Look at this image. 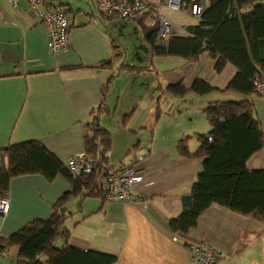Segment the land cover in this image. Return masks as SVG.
I'll list each match as a JSON object with an SVG mask.
<instances>
[{"label": "crops", "instance_id": "crops-1", "mask_svg": "<svg viewBox=\"0 0 264 264\" xmlns=\"http://www.w3.org/2000/svg\"><path fill=\"white\" fill-rule=\"evenodd\" d=\"M41 7L66 12L67 50L50 53L47 30L26 2L14 9L0 0V149L36 140L66 167L72 156L84 151V126L99 107L103 83L113 76L105 102L108 112L99 115V125L111 139L105 156L110 166H130L143 175L136 204L82 195L66 201L63 209L69 216L63 228L70 232L68 245L116 256L115 264H193L188 244L211 246L216 264H264V223L219 205H210L187 232L167 228L168 221L181 214V197L190 192L201 169L200 160L178 154L177 144L188 137V151L195 152V136L210 130L204 108L245 98L225 88L248 62L247 53H234L220 72L206 52L193 63L180 58L182 62L165 65L162 58L151 57L131 20L137 32L131 30L132 41L126 43V50L131 48L136 55L130 60L121 46L113 54L109 30L116 25L114 17L96 15L94 0H41ZM190 18L195 22L180 25L169 18L174 27L166 40L188 37L186 27L198 23V18ZM143 21L154 24L151 17ZM124 64L142 71L121 72ZM93 66L100 69H88ZM196 79L215 90L182 96L166 91L177 84L189 88ZM249 98L264 136V97ZM246 167L264 170V146ZM97 186L105 191L103 172ZM70 190L61 177L52 182L40 175L12 178L0 236L33 220H47L54 204ZM58 241L59 248L64 247L62 239L55 247ZM17 253L12 248L1 255L0 264H16Z\"/></svg>", "mask_w": 264, "mask_h": 264}, {"label": "trees", "instance_id": "trees-1", "mask_svg": "<svg viewBox=\"0 0 264 264\" xmlns=\"http://www.w3.org/2000/svg\"><path fill=\"white\" fill-rule=\"evenodd\" d=\"M191 2L182 0V8H187ZM201 2L203 8L198 23L186 27L188 37L185 38L159 40L158 23L154 18L143 15L130 19L136 22L153 59L178 57L193 63L206 52L216 72H220L236 52H246L249 59L225 88L245 98L212 102L204 108L210 130L195 136L198 143L195 152L191 154L188 151V137L177 144L178 154L200 160L201 169L190 192L181 197V214L167 223L172 233H184L194 228L198 216L212 204L264 223V170H249L246 167L249 158L264 146L263 132L249 98L253 94L264 97V91L256 92L257 82H264V0ZM148 17L154 24L143 21ZM88 69L95 71L100 68L93 66ZM120 71L139 73L142 69L124 64ZM112 78L103 83L101 102L91 113V120L85 124L83 134V150L103 162L106 168L109 164L105 153L109 150L111 139L109 133L100 127L99 115L108 112L105 102ZM213 90L200 79H196L189 88L177 84L166 89L174 96L205 95ZM102 172V169H97L72 174L36 140L1 148L0 196L7 197L12 178L26 175H40L48 182L61 177L71 190L54 204L53 213L47 220H33L9 236H0V254L17 248L16 264H115L116 256L69 246L70 232L63 228L64 220L69 216L63 205L72 196L104 199L105 191L97 186ZM103 174L105 177V171ZM57 239L65 242L64 247H55Z\"/></svg>", "mask_w": 264, "mask_h": 264}, {"label": "built area", "instance_id": "built-area-1", "mask_svg": "<svg viewBox=\"0 0 264 264\" xmlns=\"http://www.w3.org/2000/svg\"><path fill=\"white\" fill-rule=\"evenodd\" d=\"M28 4L31 12L36 15L45 26L48 33V46L51 54L55 55L67 50L69 47L66 12L62 9L49 8L43 11L41 0H6V2L17 9L19 2ZM95 14L116 17L122 20H130L135 17L149 15L158 23L157 38L166 40L172 33L174 24L166 16L165 11L182 12L183 14L199 18L202 6L191 5L182 10L181 0H94ZM264 91V82H257L256 92ZM66 167L72 174L83 171L102 169L106 173V188L104 200L108 202H124L136 204L140 201L136 188L143 182V175L137 173L130 166H108L99 159L89 156L85 151L72 156ZM110 167V168H109ZM107 169V170H104ZM9 205L7 197L0 196V218L3 219L8 213ZM193 264H216L217 255L211 246L188 244ZM1 256V254H0Z\"/></svg>", "mask_w": 264, "mask_h": 264}, {"label": "rangeland", "instance_id": "rangeland-1", "mask_svg": "<svg viewBox=\"0 0 264 264\" xmlns=\"http://www.w3.org/2000/svg\"><path fill=\"white\" fill-rule=\"evenodd\" d=\"M195 1L192 0L191 3H194ZM191 3L189 4V6L191 5ZM188 6V7H189ZM187 7V8H188ZM187 8H183V9H187ZM172 12V11H171ZM165 14L173 21L176 23V25H180V24H187V23H193L195 22V19L190 18L189 17H184L182 14L179 13H169L168 11H165ZM185 15V14H184ZM187 16V15H185ZM112 20H114V22L116 23L115 26L110 25V27L112 28V30H109V33L111 35V41L114 45V49H113V54L116 56L117 52H116V48L117 45L121 46L123 48V50L125 51V54H127L128 59L133 60L134 58H136L135 55V51L133 49H131L130 47H134L133 45H131L129 48V50H126V43H130L132 41L131 38V30H134L135 32L136 29L134 28V23L131 20H122L119 18L114 17ZM122 37L123 39H121L124 42V45H121L119 42V38ZM158 58H162L160 60H163L165 65H169L172 66L177 62H182V59L180 58H175V57H158ZM116 167V166H115ZM98 184L100 185V183H102V175L99 176L98 179ZM59 242H57L56 247L59 248Z\"/></svg>", "mask_w": 264, "mask_h": 264}, {"label": "bare ground", "instance_id": "bare-ground-1", "mask_svg": "<svg viewBox=\"0 0 264 264\" xmlns=\"http://www.w3.org/2000/svg\"><path fill=\"white\" fill-rule=\"evenodd\" d=\"M194 1H195V2H194V3H191V5H192V4L195 5V6H200V5H201L202 8H203V5H202L201 0H194ZM191 5H190V6H191ZM181 6H182V0H181ZM190 6H189V7H190ZM189 7H188V8H189ZM188 8H187V9H188ZM182 10H184V9L182 8ZM181 13H182V12H181Z\"/></svg>", "mask_w": 264, "mask_h": 264}]
</instances>
